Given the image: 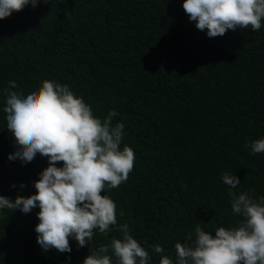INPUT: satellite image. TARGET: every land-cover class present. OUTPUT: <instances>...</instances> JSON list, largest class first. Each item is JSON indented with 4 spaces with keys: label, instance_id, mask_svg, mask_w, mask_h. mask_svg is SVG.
I'll use <instances>...</instances> for the list:
<instances>
[{
    "label": "trees",
    "instance_id": "16d2710c",
    "mask_svg": "<svg viewBox=\"0 0 264 264\" xmlns=\"http://www.w3.org/2000/svg\"><path fill=\"white\" fill-rule=\"evenodd\" d=\"M182 3L38 0L0 19V196L35 194L33 182L48 165L39 153L30 163L8 159L16 145L4 89L26 94L50 80L68 85L96 117L114 109L113 123L124 124L121 148L134 151V167L102 194L149 264L160 258L152 245L174 260L175 243L194 238L197 225L209 233L237 225L224 172L241 180L231 191L264 197V153L247 146L264 137V20L258 31L210 38ZM38 211L0 209V264H82L121 236L113 227L83 247L69 237L71 252L45 251L36 241Z\"/></svg>",
    "mask_w": 264,
    "mask_h": 264
},
{
    "label": "clouds",
    "instance_id": "9594fccd",
    "mask_svg": "<svg viewBox=\"0 0 264 264\" xmlns=\"http://www.w3.org/2000/svg\"><path fill=\"white\" fill-rule=\"evenodd\" d=\"M45 3L48 0H44ZM63 2V0H58ZM38 0H0V19ZM183 10L208 37L227 30L258 31L264 20V0H183ZM16 88L15 81H9ZM6 128L15 139L16 151L8 156L30 163L39 153L48 165L33 182L35 194L0 196V209L30 213L38 206L36 241L47 251L71 252L69 237L78 247L112 228L121 234L101 245L82 264H149V252L130 234L127 223L118 224L116 204L107 195L127 181L135 162L134 151L124 145V124L113 118V109L101 119L68 85L44 80L26 94L4 89ZM253 153H264V137L247 145ZM60 162L61 166H57ZM221 179L230 189L231 211L241 219L234 227H216L214 233L197 225L188 242H176L174 260L161 245H152L158 264H264V197L253 198L238 189L241 180L224 172ZM23 186V185H21ZM70 259V257H69Z\"/></svg>",
    "mask_w": 264,
    "mask_h": 264
}]
</instances>
